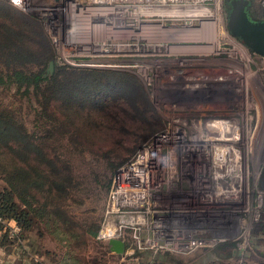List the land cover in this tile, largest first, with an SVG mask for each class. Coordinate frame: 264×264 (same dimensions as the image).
Returning a JSON list of instances; mask_svg holds the SVG:
<instances>
[{
  "label": "built area",
  "instance_id": "1",
  "mask_svg": "<svg viewBox=\"0 0 264 264\" xmlns=\"http://www.w3.org/2000/svg\"><path fill=\"white\" fill-rule=\"evenodd\" d=\"M7 1L38 19L57 64L133 70L162 120L114 170L96 239H123L137 264L217 245L243 253L264 218V55L224 25L223 0ZM212 22L184 43L158 34Z\"/></svg>",
  "mask_w": 264,
  "mask_h": 264
},
{
  "label": "trees",
  "instance_id": "2",
  "mask_svg": "<svg viewBox=\"0 0 264 264\" xmlns=\"http://www.w3.org/2000/svg\"><path fill=\"white\" fill-rule=\"evenodd\" d=\"M1 4L0 61L5 69H0V84H15L24 94L33 90L40 107L37 119L42 123L39 132L29 131L13 108L0 104V172L5 181L0 188V228L6 222L13 221L19 226L20 234L16 232L8 236L5 232L2 236L21 239L24 238V230H31L34 215H40L45 210L46 200L54 204V211L58 210V205L76 184L70 164L55 151L61 137L68 135L74 146L84 144L115 170L152 133L149 134L161 118L143 82L135 73L57 64L41 23L10 3L11 6L8 4L7 8ZM223 4L226 7L227 1L223 0ZM251 12L254 14L252 9ZM257 16L264 18L262 8ZM50 60L55 63L52 73L46 72ZM102 91L114 94L110 97L111 108L107 109L104 105L95 108L97 102L93 98ZM117 93L122 95L115 96ZM115 99L116 103H113ZM153 120L156 123H152L151 129H148L147 122ZM115 128L118 137L111 145L107 148L98 146ZM127 137L131 141L141 139L139 145L134 146L130 155L124 158L129 150L125 143ZM114 158L119 160L115 162ZM36 194L42 199V203L37 205L33 203L34 199L37 200ZM59 220L65 222L67 230L68 219L61 216ZM260 227L264 231V226L258 223L252 233H256ZM96 230L91 225L85 229L92 235ZM219 247L223 248L217 245L210 249L216 255L225 256L220 253ZM76 248L78 245L70 239L69 249L64 251L62 259L55 260V264L63 260L70 264H83L75 253ZM136 254L139 258L144 255L146 259L151 256L143 251ZM242 254L244 252L239 256ZM156 257L160 258L162 264L180 263L167 252L153 255L152 259L159 263Z\"/></svg>",
  "mask_w": 264,
  "mask_h": 264
},
{
  "label": "rangeland",
  "instance_id": "3",
  "mask_svg": "<svg viewBox=\"0 0 264 264\" xmlns=\"http://www.w3.org/2000/svg\"><path fill=\"white\" fill-rule=\"evenodd\" d=\"M1 3L5 8L10 5L6 0H0V4ZM260 7V4L256 0H252L251 9L254 12L253 15L257 16V14H260ZM19 11L21 10L19 9ZM21 12L28 15L30 18H35L36 21L38 20L31 14L23 11ZM224 25L226 26V13H224ZM183 28L186 29L187 27H175L173 32L178 34L181 33V31L185 32L186 30ZM159 29L161 30V32L159 30L161 33H159V35H162L160 36L162 39H171L167 34L171 32L170 29L172 28ZM214 30L215 29L212 27L209 32L213 33ZM207 31L208 28L204 26L200 29V34L205 35ZM201 37L202 35H200V38ZM173 48L177 50L178 48H180V50L183 49L181 46H175ZM157 56L155 57L157 58ZM30 67L35 68L34 65H30ZM0 69H5L1 61ZM121 71L133 72V70L124 69ZM104 91L106 92L108 89ZM105 92L102 91L101 94L93 98L97 102L95 108H102L103 105L106 106L107 109L112 107L111 105L113 104L110 103L112 94H107ZM116 95L121 96L122 94L117 93L115 96ZM37 97L38 96L33 90L24 94L22 93V89H17L15 84H0V104L13 108L29 131L39 132L42 123L37 119V111L40 108ZM116 100L117 99H115L113 103H116ZM152 123H156V120L147 122L149 126L148 129H151L150 126H152ZM161 124L162 120H159L158 124H155V127L151 129L149 134L157 129V125ZM111 132L110 136H107L98 143V146L107 148L111 145L112 141L118 137L116 128L111 129ZM141 137L133 141H131V138L127 137L125 143L128 145L129 150L124 155V158L130 155L134 146L137 147L139 145ZM58 145L55 151L60 154L61 158H64L66 162L70 164L76 184L67 194L63 202L58 205V210L54 211V204L46 200L47 205L46 208L44 207L45 210H42V214L34 215V223L31 230L28 229L22 232L24 238H21V240L30 244V252L27 254H33L31 258L38 264H54V260L60 259L64 251L69 249L71 239L74 244L76 243L78 245V248L75 249V253H77L83 264H137L135 260L125 255L121 256L117 253L110 252L104 242L99 241L96 239L95 235L85 231L90 225L95 229L99 226L114 169L107 166L103 158L91 152L84 144H82V146H74V144L70 142L68 135H64L63 138L61 137L58 141ZM92 146L95 147L94 145ZM118 160L119 159L114 158L115 162ZM4 185L5 181L3 179V174L0 172V188ZM36 198L37 200H33L35 205L42 203L40 195L36 194ZM61 216L68 219L67 224L69 228L67 230L65 222L61 223V220H59ZM260 223L262 224L260 225ZM14 224L13 221H9L8 223L6 222L4 226L10 227L14 226ZM259 225L264 226V218L259 222ZM262 230H256V233H253V243L251 242L250 246L243 250L244 254L241 256H239L238 251L234 252L229 247H219L220 253L225 254V256L216 255L212 249L195 250L184 255L171 253L170 255L176 257L177 260L180 261L179 264H264V231ZM3 233H5L3 228H0V235ZM17 234L19 235L20 233L18 232ZM151 256L149 255V257ZM141 259H146V256L143 255ZM155 260L159 261V264H162L160 258L156 257Z\"/></svg>",
  "mask_w": 264,
  "mask_h": 264
},
{
  "label": "water",
  "instance_id": "4",
  "mask_svg": "<svg viewBox=\"0 0 264 264\" xmlns=\"http://www.w3.org/2000/svg\"><path fill=\"white\" fill-rule=\"evenodd\" d=\"M228 10L226 13V27L237 36L251 50L264 55V18L251 14L250 0H226ZM54 60H50L46 72L52 73ZM264 187V172L261 178ZM106 246L109 251L123 254L125 241L121 238H110Z\"/></svg>",
  "mask_w": 264,
  "mask_h": 264
},
{
  "label": "crops",
  "instance_id": "5",
  "mask_svg": "<svg viewBox=\"0 0 264 264\" xmlns=\"http://www.w3.org/2000/svg\"><path fill=\"white\" fill-rule=\"evenodd\" d=\"M258 17V16H257ZM173 29L167 34L168 37L182 40V42H188L192 37H196L200 34V29H186L185 32L179 34L174 33ZM162 36V35H160ZM191 37V38H190ZM30 244L24 242L20 238H7L0 235V264H38L35 262L31 254H27ZM62 259V257L60 258ZM52 264V263H47ZM55 264V260H54ZM58 264H70L66 260L58 262ZM73 264V263H72Z\"/></svg>",
  "mask_w": 264,
  "mask_h": 264
},
{
  "label": "flooded vegetation",
  "instance_id": "6",
  "mask_svg": "<svg viewBox=\"0 0 264 264\" xmlns=\"http://www.w3.org/2000/svg\"><path fill=\"white\" fill-rule=\"evenodd\" d=\"M226 7H228V4H226ZM223 4V10H224V13H227V8H226ZM252 14V12H251ZM253 15V14H252ZM187 28L186 29H197V25L196 24H193L192 26H186ZM184 30H186L185 28H183ZM178 34V33H177ZM201 34L197 35L196 38H199ZM237 37V36H236ZM238 38V37H237ZM173 43H177L178 41H180V39H176V38H171L170 39ZM261 224V223H260ZM260 226V225H259ZM258 228V227H256ZM259 230H262L261 227L259 228Z\"/></svg>",
  "mask_w": 264,
  "mask_h": 264
},
{
  "label": "bare ground",
  "instance_id": "7",
  "mask_svg": "<svg viewBox=\"0 0 264 264\" xmlns=\"http://www.w3.org/2000/svg\"><path fill=\"white\" fill-rule=\"evenodd\" d=\"M206 25H208V26H206ZM212 25L214 26V23L212 22V24L211 23H209V24H204L203 26H201L199 29H201L202 27H207L208 28V31H210V29L212 28ZM146 29H148L150 32H153V30L155 29V27H151V26H147V28ZM160 30V29H159ZM158 30V31H159ZM160 32H161V30H160ZM182 32V31H181ZM159 34V33H158ZM171 38V37H170Z\"/></svg>",
  "mask_w": 264,
  "mask_h": 264
},
{
  "label": "snow or ice",
  "instance_id": "8",
  "mask_svg": "<svg viewBox=\"0 0 264 264\" xmlns=\"http://www.w3.org/2000/svg\"><path fill=\"white\" fill-rule=\"evenodd\" d=\"M17 2H19V0H17Z\"/></svg>",
  "mask_w": 264,
  "mask_h": 264
}]
</instances>
